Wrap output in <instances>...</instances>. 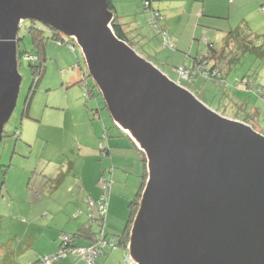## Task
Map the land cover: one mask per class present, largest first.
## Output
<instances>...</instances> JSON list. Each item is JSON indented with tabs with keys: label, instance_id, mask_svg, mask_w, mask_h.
Returning a JSON list of instances; mask_svg holds the SVG:
<instances>
[{
	"label": "water",
	"instance_id": "obj_1",
	"mask_svg": "<svg viewBox=\"0 0 264 264\" xmlns=\"http://www.w3.org/2000/svg\"><path fill=\"white\" fill-rule=\"evenodd\" d=\"M77 41L148 179L129 242L136 264H264V134L209 108L112 28L109 0H0V139L18 101L21 23Z\"/></svg>",
	"mask_w": 264,
	"mask_h": 264
},
{
	"label": "rangeland",
	"instance_id": "obj_2",
	"mask_svg": "<svg viewBox=\"0 0 264 264\" xmlns=\"http://www.w3.org/2000/svg\"><path fill=\"white\" fill-rule=\"evenodd\" d=\"M145 1L126 0L120 4L117 17L123 26L131 25L135 28L134 20L138 18L140 30L149 37V45H154V50L159 51L158 55L165 57L169 51L178 57L186 55L188 49L185 46L189 47L190 44L176 46L172 40L177 34L175 30L180 27L186 32L184 41L188 39L193 26L190 24L191 18L198 14L200 8H161L162 17L153 26L152 12L145 8ZM211 2L217 8L202 15L198 29L200 35L193 40L200 50L197 57L208 51V41H212L219 51L227 49L226 54L234 59L232 68L226 76L218 79L206 77L202 73H193L188 78L181 76L179 72L169 76L179 80L209 108L229 118L246 119L255 130L264 134V56H261L259 50L239 48L237 44L226 47L221 31L223 28H228L229 31L231 27L247 29L253 34L255 45L264 47V9L260 6V0ZM165 24L168 25L165 29L168 35L166 41L160 33ZM126 31L129 32V29ZM57 33L59 36H54L48 26L29 19L24 20L18 32L21 38L20 49L27 51L31 57L28 59L22 56L18 60V71L22 77L19 97L0 139V242L12 237V234L9 235L12 232H18L19 237H22L26 229L40 228L39 225L45 224L44 219L39 216L45 205L34 200L35 183H40L42 174L54 172L51 161L60 163L71 160L75 162L76 168L82 166L85 147L81 146L82 141L78 137L85 136L82 131L87 127L86 121L94 123L88 116L85 105H89L91 117L95 121L111 127L109 130L102 127V137L104 132L116 130V123L106 101L89 73L81 47L72 37L59 31ZM134 46L135 50L143 54L141 44L135 43ZM188 58L190 62L191 57ZM175 62L182 64L177 57ZM77 78L90 83V99L85 96L88 87L81 84L82 81L77 82ZM72 81L75 82L70 83ZM32 90L33 98L27 107ZM96 102L102 103L103 112L99 119L95 117L94 107L91 106ZM89 130L91 131V127L87 128ZM62 194L64 196L63 190ZM42 201L44 202L43 199ZM95 224L99 228V223ZM29 236L31 235L24 240Z\"/></svg>",
	"mask_w": 264,
	"mask_h": 264
},
{
	"label": "crops",
	"instance_id": "obj_3",
	"mask_svg": "<svg viewBox=\"0 0 264 264\" xmlns=\"http://www.w3.org/2000/svg\"><path fill=\"white\" fill-rule=\"evenodd\" d=\"M124 1L126 0H113L115 15L119 14L120 4ZM211 1L212 0H164L163 2L162 0H154L152 3V6L160 11L161 8L165 10L188 9L191 6H193V9L200 8L198 14H194L193 18H191L190 24L193 26L188 39L184 41L183 36L186 32L182 31L180 27V29L175 30L177 34L172 40L176 46L182 43L190 44L189 47L185 46V49H188V52H185L187 56L178 57L170 51L165 57L158 55L159 51L154 50V45L152 47L149 45V37L144 35L140 30L138 18L134 20V22H136L135 28L130 25L124 26L123 30L126 31L129 29V32L126 31L127 37L134 48L135 43L142 45L141 53L143 54L141 55L143 57L155 64L168 76L175 74V72L178 74L177 69L181 67L191 69L195 66V59L200 50L197 45L194 44L193 40L200 35L198 29L200 28L199 22L202 15H204L206 11H213L217 8ZM228 1L229 3L231 1L232 3L236 2V0H226V2ZM132 2H134V0H132ZM260 6L264 9L262 0H260ZM164 19L166 20V18ZM119 21H121L120 18ZM167 28L168 25L165 24V27L161 29L160 33L162 34V30ZM231 28L229 31L234 30ZM227 29L228 28L221 29L224 35L222 38L224 43L229 32ZM151 42L154 43L155 41ZM194 53L195 56H193ZM176 57L179 58V60L181 59L182 64H177L175 62ZM188 57H191L190 62ZM169 77L179 82V80L171 76ZM80 80L81 79L77 78V82ZM74 82L72 81L70 83ZM78 105L81 106L80 103ZM91 106L94 107L95 117L97 116L99 119L103 112L102 103L96 102L95 104H91ZM84 108L94 123L86 121L87 127L82 131L85 136L81 138L78 137V139L82 141L81 146L85 147L82 166L76 168L75 162H71V160H64L60 163L51 161V163H53L54 172L51 174H42L39 180L40 183H35L36 190L34 200L39 202V204L45 205V207L40 210L41 213L39 215L41 219H44L43 222L45 224L39 225L41 229H26L22 237H19L18 232L15 234L14 232L10 233L9 235L12 234V237L5 242H0V264H12L13 262L14 264L34 263L39 256L51 255L61 248V235L63 233L79 234L78 232L89 224L91 225L92 232H97V234L99 231L101 232V220L99 221L101 214L99 207L97 205L91 207L89 202L90 200L94 202L99 201L103 193V185L101 182L103 177L106 178L110 184L109 194L107 196L105 224L103 226L104 231L110 236H118L123 233L131 213L130 202L137 197L148 179L147 157L138 142L130 136L128 132L122 131L118 127H114L116 128L115 131L110 130L104 132L102 137V127L105 126V129H107L108 124L102 123V125H100V122L95 121V118L91 117L89 105H85ZM233 118L237 119L235 117ZM243 121L250 124L246 119ZM112 123L113 126L114 122ZM88 127H91V131H87ZM110 128H108V130ZM80 149L82 150L83 148ZM71 164L73 165L72 168H70ZM61 174H64L63 179L57 183L56 179L59 178ZM53 219L59 221L55 222ZM97 222L99 223V228H97L95 224ZM28 235L31 236L26 239L28 240L27 243L24 239ZM99 235L97 236L98 238ZM93 238L94 234H83L78 236L75 241L76 247L69 252L66 257L51 264H90L77 248L90 247L89 245L93 242ZM130 258L128 243L127 247L120 246L105 249L97 257L95 264H131Z\"/></svg>",
	"mask_w": 264,
	"mask_h": 264
},
{
	"label": "trees",
	"instance_id": "obj_4",
	"mask_svg": "<svg viewBox=\"0 0 264 264\" xmlns=\"http://www.w3.org/2000/svg\"><path fill=\"white\" fill-rule=\"evenodd\" d=\"M146 1H148L151 4V7L150 6L147 7L145 5V3H144V6H145L146 9H150V12H151V9L154 8L152 6V3H153L154 0H146ZM262 6H264V0H262ZM109 9L111 11H113V13H115V6H114L113 0H109ZM32 21L33 22H36L35 20H32ZM23 23H24V21H23ZM49 28L52 30L54 36H59V34L57 33V30H55V29H53L51 27H49ZM112 28H113V30L115 31V33H116V35L118 37L126 40L130 44V42L128 40V37H127V33H126L125 30H123L124 29V26L119 21V18L115 14H114L113 22H112ZM252 35L253 34L250 31H248L247 29L246 30L244 28L234 29V30L228 32V34H227V36L225 38V43L224 44L226 45V47H229L230 45L237 44V46L239 48H244V49H247V50L251 49L252 51L259 50V52L261 53V56H264V49H263L264 47H261L260 48L257 45H255V42L256 41L254 40V38H253ZM262 36H264V34ZM58 40H59V42L62 43V40L60 38ZM208 43H209L208 44L209 45L208 51L204 55H202L201 57H197L195 59V64L196 65L197 64L203 65L206 68L205 70L208 73V75H210V77L215 78V79H218L217 74L218 73H221V75H222L221 78H223L224 76L227 75L228 71H230V69L232 68V62H233L234 59L230 58L231 55L228 56L226 54L225 51L227 49L225 50V48H223L222 50L219 51L216 48L215 43H213V42H208ZM19 45H20V42H19ZM28 55H29L28 52L25 51V50L24 51L21 50L20 49V46H19V48H18V60L20 58H22V56H28ZM28 59H30V58H28ZM79 66H80V64H79ZM216 71H217V74L215 76L214 73ZM80 81H82L81 84L86 85L88 87V90H87L86 93H88L89 99H90L91 98L90 97V89H89L90 83L87 80H85V79H81ZM32 92H33V90L31 91V94L28 97V100H27V103H26L27 104V107L30 106L31 100L33 98ZM262 92L264 93V90H262ZM115 126L118 127L117 124H115ZM118 128H120V127H118ZM72 164L70 165V168H72V166H73ZM63 176H64V174H61V176L56 179L57 183H59L63 179ZM144 186H145V184L141 188V191L138 193L137 197L130 202L131 213H130L129 219L127 221V224H126V227H125L123 233L120 234V235H118V236H115L116 239H117L116 245L115 246H111V247H107V248H116V247H120V246L127 247L128 246V243L130 241V234H131L132 224H133L135 215H136V213L138 211V208H139V201H140V198H141L142 190H144L143 189ZM108 194H109V192H108ZM108 194H107V196H108ZM105 202L107 203V197H106ZM100 220H101V232L104 233L105 235H108V234L105 233L104 228H103V226L105 224V215L99 217V221ZM99 232H98V234H97V232H92L91 231V225L90 224L88 226L86 225L83 229H81L78 232L79 234H72L74 236V241L69 246L76 247L75 241L78 238V236H80V235H83V234L84 235H86V234L93 235L94 234V238L92 240L93 242L89 245V246H92L98 240V237L97 236L99 234H101ZM82 248H85V247H82ZM107 248H105V249H107ZM40 257L41 256H39V258ZM39 258L37 259V261H39Z\"/></svg>",
	"mask_w": 264,
	"mask_h": 264
},
{
	"label": "built area",
	"instance_id": "obj_5",
	"mask_svg": "<svg viewBox=\"0 0 264 264\" xmlns=\"http://www.w3.org/2000/svg\"><path fill=\"white\" fill-rule=\"evenodd\" d=\"M145 5L147 7L149 6L151 7V4L148 1L145 2ZM151 12H152L151 24L155 26L157 25L158 21L162 17L161 15L162 13L160 10L156 8L155 9L152 8ZM162 34H163V37H165V41L168 40V35L165 30L162 31ZM205 69L206 68L203 65L195 64V66L191 69H186V68L181 67L178 69V72L181 76L186 77V78L191 77L193 73L195 74L202 73L204 76L210 78V75H208ZM216 74H217V71L214 73V75L216 76ZM217 76L218 78L222 77L221 73H218ZM85 96L89 98L87 93H85ZM109 189H110V184L108 182L103 184V193L100 197L101 216H104L106 212L107 203L105 202V200L109 192ZM93 202H94L93 200H90L91 204H93ZM100 233L101 234L99 235V238L94 245L90 247H85V248H77L78 251L81 253V255L84 258H86L90 264H95L97 257L102 253V251H104V249L107 247L115 246L117 242V239L115 236L105 235L102 232ZM62 241H63L62 246L57 252L51 255L41 256L39 258V261H36L34 263H29V264H51L53 262H56L66 257L68 253L71 252L75 248V247L69 246L74 241V238L71 235L66 234L63 236Z\"/></svg>",
	"mask_w": 264,
	"mask_h": 264
},
{
	"label": "bare ground",
	"instance_id": "obj_6",
	"mask_svg": "<svg viewBox=\"0 0 264 264\" xmlns=\"http://www.w3.org/2000/svg\"><path fill=\"white\" fill-rule=\"evenodd\" d=\"M36 21V20H35ZM23 23V22H22ZM22 23H21V26H22ZM20 38V37H19ZM20 41H21V38H20ZM19 41V42H20ZM74 46V45H73ZM18 48H19V46H18ZM27 58H30L31 56L30 55H28V56H26ZM17 59H18V49H17ZM88 94V93H87ZM89 96V95H88ZM87 99H89V98H87ZM219 112V111H218ZM224 115V114H223ZM233 119V118H232ZM114 120V119H113ZM236 120H238V119H236ZM115 121V120H114ZM240 121H243V120H240ZM243 122H245V121H243ZM116 123V122H115ZM245 123H247V122H245ZM117 125H118V127H120L123 131H127L128 133H130V130L129 129H125L124 130V128H122L118 123H116ZM247 124H249V123H247ZM250 125V124H249ZM257 131V130H256ZM261 133V132H260ZM138 144H139V142H138ZM101 182H102V185L103 184H105L106 182H108L109 183V181L106 179V178H102V180H101ZM90 203V202H89ZM93 205H97L98 207H99V210H100V199H99V201L98 202H93V204H91L90 203V206L92 207ZM66 234H68V235H71L73 238H74V236L72 235V234H69V233H63L62 234V236H64V235H66Z\"/></svg>",
	"mask_w": 264,
	"mask_h": 264
},
{
	"label": "clouds",
	"instance_id": "obj_7",
	"mask_svg": "<svg viewBox=\"0 0 264 264\" xmlns=\"http://www.w3.org/2000/svg\"><path fill=\"white\" fill-rule=\"evenodd\" d=\"M61 43V42H60ZM127 132V131H126ZM19 134V133H18ZM130 260L132 261V263H135L131 258H130Z\"/></svg>",
	"mask_w": 264,
	"mask_h": 264
}]
</instances>
